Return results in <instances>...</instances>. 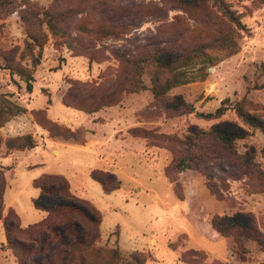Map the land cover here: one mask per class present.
Instances as JSON below:
<instances>
[{
	"label": "rangeland",
	"instance_id": "1",
	"mask_svg": "<svg viewBox=\"0 0 264 264\" xmlns=\"http://www.w3.org/2000/svg\"><path fill=\"white\" fill-rule=\"evenodd\" d=\"M227 2L243 26L236 39V53L209 66L204 79L196 77L174 88L164 101L153 99L144 75L145 91L126 95L119 104L91 115L67 107L65 102L75 104L82 97L76 88L84 83L97 82L100 91L108 88L116 79L114 53L128 56L167 49L162 56L167 61L174 50L191 43L176 18L190 26L198 24L165 0H14L7 13L0 9V94L26 109L19 115L22 118L16 116L0 128V137L31 134L36 142L34 149L9 154L1 145L0 170L6 182L3 216L12 208L22 226L39 222L45 212L34 207L38 191L32 181L43 173L61 175L69 182L71 193L90 201L100 212L98 245L119 249L126 260L135 256L139 264H211L215 260L264 264V252L255 243H247V260L243 262L232 252V239L222 238L210 225L216 215H235L244 224L253 222L264 237V185L248 176L240 162L214 158L190 170L165 174L181 151L175 141L196 128L212 126L239 137L235 142L238 154L254 149L255 162L264 171L259 155L264 136L243 124L233 109L208 121L195 116L215 112L224 100L229 106L247 97L264 117V0ZM23 9L76 11L64 24L73 50L52 38L42 25L48 39L34 69L30 91L5 67L9 53L18 61L27 39L20 20ZM108 22L126 26V33L119 39L76 38L77 24ZM207 53L213 58L224 54ZM27 60L21 64L30 67ZM198 67L188 71L190 76L200 75ZM107 69L110 76L99 83ZM181 101L193 106L194 112L182 114ZM32 110H43L52 122L78 130L76 138L83 139L84 145L49 138L34 123ZM92 171L108 176L111 182L115 179L119 189L105 194L90 178ZM207 183L216 189L217 196ZM52 202V198L42 199L41 205L46 208ZM4 243L0 224V244ZM0 264H16L10 250L0 254Z\"/></svg>",
	"mask_w": 264,
	"mask_h": 264
},
{
	"label": "trees",
	"instance_id": "2",
	"mask_svg": "<svg viewBox=\"0 0 264 264\" xmlns=\"http://www.w3.org/2000/svg\"><path fill=\"white\" fill-rule=\"evenodd\" d=\"M227 1L165 0V3L172 4L174 8L182 11L198 24L190 26L181 21V17L176 18V23L189 37L190 46L174 50L173 56L167 61L162 59L167 49L128 56L114 53L118 62L114 73L115 81L101 91L99 86L101 84L97 82L84 83L80 89L76 88L81 92L82 97L77 99L75 104L65 102V105L86 115L115 106L126 95L138 94L147 89L143 80L144 75L149 79V91L153 99L163 101L174 88L190 83L196 77L204 79L208 74L209 66L216 65L223 58L230 57L237 51L236 39L239 38V32L243 26L239 15L231 9ZM13 4L14 0H0V9L7 13ZM75 14L76 11L72 9L64 12L51 10L37 12L35 9L21 11L20 20L25 27L27 39L18 54V61L13 54L9 53L5 67L25 83L27 91L31 90L33 72L39 64L42 49L48 39L42 25L52 38L73 50L74 47L69 43L70 37L64 24ZM74 31L76 38H80V41H99L109 38L119 39L126 33L127 28L113 22L94 25L79 23L74 27ZM203 33L205 34L202 35ZM208 51L224 54L222 57L213 58L207 53ZM26 59L29 60L30 67L21 64ZM197 65L199 67L196 68V72L199 71L200 75L190 76L188 71H194ZM202 65H206V68ZM109 72L110 69H107V72L101 74L102 81L99 83L110 76ZM69 98H72L70 94ZM228 102L224 100L213 113H195V116L207 121L213 120L231 108L243 124L252 130L260 131L264 136V117L256 112L253 102L247 97L233 104L229 103V106ZM181 104L182 114L194 112L193 106L183 101ZM25 112V108L0 94V128ZM31 115L34 123L46 131L49 138L60 137L63 140H73L75 144L84 145L83 139L76 138L78 130L73 131L52 122L43 110H32ZM238 139L237 136L217 130L215 126L209 129L196 128L183 140H174L181 146V151L166 167L165 174L168 176L175 171L196 168L199 163L209 159L227 158L240 162L248 176L254 177L261 185H264V171L255 162V150L248 149L244 154H238L235 149V142ZM1 145H4L6 153L9 154L14 151L34 149L36 142L31 134H24L10 138L0 137V148ZM259 155L264 160V145ZM90 178L102 187L105 194L119 189L115 179L111 182L110 178L101 172L92 171ZM207 186L211 193L217 196L216 189L212 188L210 183H207ZM32 187L38 191V197L33 201L34 207L37 210H44L45 216L37 223L22 226L12 208H9L3 216L6 182L0 170V223L5 236V243L0 244V254L6 249L10 250L16 264H139L135 256H130V260H126L119 249L98 245L101 239L100 212L90 201L71 193L69 182L63 176L43 173L32 181ZM47 198H52L53 202L44 208L41 202L42 199ZM210 225L222 238L232 239L234 243L232 252L239 260L243 262L247 260L246 245L249 242L255 243L264 252V237L253 222L244 224L235 215L224 214L212 217ZM211 264L228 263L215 260Z\"/></svg>",
	"mask_w": 264,
	"mask_h": 264
},
{
	"label": "crops",
	"instance_id": "3",
	"mask_svg": "<svg viewBox=\"0 0 264 264\" xmlns=\"http://www.w3.org/2000/svg\"><path fill=\"white\" fill-rule=\"evenodd\" d=\"M17 119H20V118H22L21 116H18V117H16ZM15 121H17V120H15ZM14 122V121H13ZM9 132V131H8ZM17 134V133H16ZM16 134H8L9 136H14V135H16ZM80 148H85V147H83V146H80ZM26 151H29V150H26ZM26 151H22V152H26ZM20 152V151H19ZM57 152V151H56ZM1 224V223H0Z\"/></svg>",
	"mask_w": 264,
	"mask_h": 264
}]
</instances>
